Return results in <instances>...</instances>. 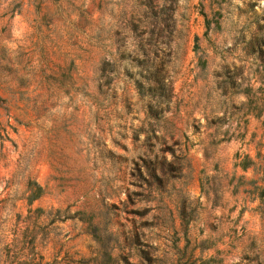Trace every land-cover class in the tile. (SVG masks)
I'll return each mask as SVG.
<instances>
[{"label":"rangeland","instance_id":"obj_1","mask_svg":"<svg viewBox=\"0 0 264 264\" xmlns=\"http://www.w3.org/2000/svg\"><path fill=\"white\" fill-rule=\"evenodd\" d=\"M0 264H264V0H0Z\"/></svg>","mask_w":264,"mask_h":264}]
</instances>
